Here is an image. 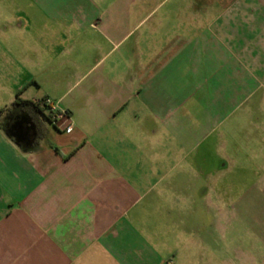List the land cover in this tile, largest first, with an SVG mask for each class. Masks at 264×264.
<instances>
[{
	"label": "crops",
	"instance_id": "1",
	"mask_svg": "<svg viewBox=\"0 0 264 264\" xmlns=\"http://www.w3.org/2000/svg\"><path fill=\"white\" fill-rule=\"evenodd\" d=\"M0 38V77L61 113L0 104V264H70L144 227L141 202L199 160L228 102L222 85L197 96L198 69H244L251 93L264 0H0Z\"/></svg>",
	"mask_w": 264,
	"mask_h": 264
},
{
	"label": "rangeland",
	"instance_id": "2",
	"mask_svg": "<svg viewBox=\"0 0 264 264\" xmlns=\"http://www.w3.org/2000/svg\"><path fill=\"white\" fill-rule=\"evenodd\" d=\"M4 38L12 42L11 35ZM250 70L262 83L246 80L251 93L242 96L244 69L231 67L226 79L221 69H198L197 96L222 85L228 102L220 124L197 148L199 160L187 157L174 165V175L151 192L162 194L141 202L149 204L142 212L144 227L122 229L110 250L107 244L90 245L99 258L70 264H264V186L258 180L264 174V66ZM14 86L0 77V104L13 98ZM196 103L200 109L205 100ZM204 155L213 159L205 161ZM218 155L230 161L223 168Z\"/></svg>",
	"mask_w": 264,
	"mask_h": 264
},
{
	"label": "trees",
	"instance_id": "3",
	"mask_svg": "<svg viewBox=\"0 0 264 264\" xmlns=\"http://www.w3.org/2000/svg\"><path fill=\"white\" fill-rule=\"evenodd\" d=\"M12 104L20 105L21 109H23L26 113L30 115V117L36 113H41V110L45 109L44 100H39L36 102L21 100L17 97V94L12 101ZM33 117H31L32 119Z\"/></svg>",
	"mask_w": 264,
	"mask_h": 264
},
{
	"label": "built area",
	"instance_id": "4",
	"mask_svg": "<svg viewBox=\"0 0 264 264\" xmlns=\"http://www.w3.org/2000/svg\"><path fill=\"white\" fill-rule=\"evenodd\" d=\"M44 105L46 106L47 112L51 116L52 119H55L61 116V113L54 110V108L49 105L47 100H44Z\"/></svg>",
	"mask_w": 264,
	"mask_h": 264
},
{
	"label": "water",
	"instance_id": "5",
	"mask_svg": "<svg viewBox=\"0 0 264 264\" xmlns=\"http://www.w3.org/2000/svg\"><path fill=\"white\" fill-rule=\"evenodd\" d=\"M22 136H23V134H21V133H14V134H12V137L15 139V141H19V142H22V140L20 139V138H22Z\"/></svg>",
	"mask_w": 264,
	"mask_h": 264
}]
</instances>
